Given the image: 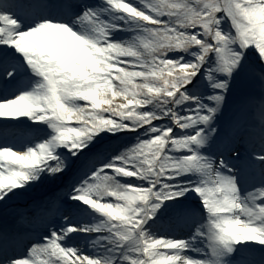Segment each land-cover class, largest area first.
<instances>
[{
	"label": "snow or ice",
	"instance_id": "1",
	"mask_svg": "<svg viewBox=\"0 0 264 264\" xmlns=\"http://www.w3.org/2000/svg\"><path fill=\"white\" fill-rule=\"evenodd\" d=\"M107 4L135 24L86 4L48 17L0 0V264H256L235 245L264 244V0ZM120 30L131 35L113 39ZM21 117L52 131L21 147L10 139ZM105 131L136 143L114 152ZM42 178L51 184L32 198L34 227L10 225L23 211L12 202ZM192 193L207 211L190 237L207 242L198 256L152 231L189 215L166 202ZM76 200L105 218L82 223ZM81 233L107 234L85 251Z\"/></svg>",
	"mask_w": 264,
	"mask_h": 264
},
{
	"label": "rangeland",
	"instance_id": "2",
	"mask_svg": "<svg viewBox=\"0 0 264 264\" xmlns=\"http://www.w3.org/2000/svg\"><path fill=\"white\" fill-rule=\"evenodd\" d=\"M25 3L28 4H32L33 2H36L38 4H43V5H53V6H57L58 8L61 6V8H65L66 6H72L73 10H82V5L86 4L89 7H93V8H107V11H103L101 12V17L102 19L108 20L110 22L113 23H118V24H128V25H134L135 21L133 20H123V19H119V17L124 16L125 14L122 12H118L115 9H112L108 6L107 4V0H24ZM125 2H128V0H125ZM134 3L138 2V0H133ZM169 2H171V0H169ZM62 3L63 6H62ZM2 26V25H0ZM79 27V25H77V28ZM75 30V29H74ZM79 34V33H78ZM129 35H131V33H129L128 31H124V30H120V31H116L113 33V39H117V40H122L125 39L126 37H128ZM0 47H3L2 45H0ZM122 66V65H121ZM115 83V82H114ZM115 91H118V89H114ZM256 90V89H253ZM114 100V105L115 104H121L124 101L119 97L116 96L113 98ZM235 102V98H233L232 100H230V104ZM227 111V110H226ZM231 117V112L227 111L225 112V115L223 117L224 121H227L228 119H230ZM4 119V118H3ZM2 119V120H3ZM0 121L4 122V121ZM21 121H24V123H15L14 125H16V127H18V130H20L22 133H24L26 135V137L28 136V134L32 133V132H36V134H41L40 138H44L46 133H50L52 130L49 127V125L47 123H42V122H34L33 120L27 118V117H21L20 118ZM12 122V121H11ZM70 125L75 126L78 121H76L75 118H73L72 121H69ZM12 124V123H11ZM22 125H25L24 127H22ZM41 129V130H40ZM17 133V132H16ZM25 135H16V136H12L10 139L12 140V142H24L25 139ZM136 135L137 134H133V133H126V132H101L99 134V136L101 137H107L108 141L113 145V151L114 152H119V151H123L125 148L131 147L134 143H136ZM30 140V139H29ZM28 140V141H29ZM129 141H132V143H129ZM16 151H19L20 149L16 148ZM190 176H192L193 179H196V174H189ZM43 179V178H42ZM121 179H128V178H123L121 177ZM134 179V178H132ZM42 184V183H41ZM41 184H38L36 188H33L31 190L30 193L25 194V196L15 199L12 204L11 207L16 208V209H21V208H26V213H24L23 216H21L22 218L26 217L25 221H19L14 224L16 227L20 228L22 227L25 231L31 230L33 226H31V213L28 210L29 206L31 204V199L37 195L38 193L42 192L43 189H46L45 191L48 190L49 187H44ZM101 203H105L108 202L106 200H101ZM25 203H29L26 206H20V204H25ZM167 206L169 208H176V207H187L190 210V214L189 215H185V216H181L179 218H176L174 221L176 222H180V221H184V219L187 218V216H191L193 218H201V223L204 222V220L207 218V211L203 205V202L201 200V198L199 197L198 194L192 193V194H185L184 197H179L176 200H169L166 202ZM71 206L75 207V206H79L80 207V218L82 221H84V223H89V224H94L99 222L100 220H103L105 217L103 216V214L99 213L98 210H94L91 208V206L87 205L86 202H82L79 200L76 201H72L70 202ZM12 217H17V216H12ZM15 218V219H16ZM203 219V220H202ZM241 219H243V217H241ZM151 224V221L149 222ZM199 225V224H198ZM181 228H167L169 230V234L171 235V233H175V235H171L174 236L175 238L179 237V239H184V240H188L189 243L192 242L191 244V248L189 249V254L193 255V256H198V255H202V253L196 252L194 251L195 249H204L205 251L207 250L206 248V240L200 237H197L196 239H190V237H192L195 232H193L192 236L184 238L183 235H180V232H182V222H180L179 225ZM238 227H244L243 224L239 225ZM107 233H81L79 234V237L77 239V244L79 245L81 241L85 242V249H91L92 251H95L94 248H92L91 242L93 240H96L97 237L102 236V235H106ZM107 241L104 240H100V244H106ZM237 250L240 249H244L246 251V253H251L252 258H254L256 264H261V261H264V244H261L258 241H246V242H241L237 245H235ZM232 257L234 259H240L241 258V253L240 251H236L232 253ZM36 261H48L49 257L44 254V255H40L37 254V256L35 257ZM29 264H32V261L29 260Z\"/></svg>",
	"mask_w": 264,
	"mask_h": 264
},
{
	"label": "bare ground",
	"instance_id": "3",
	"mask_svg": "<svg viewBox=\"0 0 264 264\" xmlns=\"http://www.w3.org/2000/svg\"><path fill=\"white\" fill-rule=\"evenodd\" d=\"M57 10V9H56ZM48 17H55V14H54V12H52L51 10H49L48 11ZM10 98H12V97H10ZM1 119H3V118H1ZM32 136V142L34 141V140H39L40 139V135L39 134H34V133H31L30 134V137ZM31 142V143H32ZM31 143H28L27 145H29V144H31ZM27 145H24L23 147H26ZM14 162V161H13ZM50 184H51V182L50 181H48V180H46V179H42V186H44V187H49L50 186ZM198 220L199 219H194V218H189L188 216H187V218L186 219H184V221H181L182 222V225L185 227V228H182V235L184 236V237H190L191 235H192V233L193 232H191V231H187V229H188V227H191V226H194L195 228L197 227L196 226V222H198ZM81 221V220H80ZM82 223H84V221H81ZM175 225V227L176 226H178L179 225V222H173V223H171V225L170 226H168V227H161L159 230H157V229H152V231H155V232H157V235H167V236H171V235H173V234H169V232L166 230V228H172L173 226ZM181 228V227H180ZM191 230V229H190ZM192 244V242H190V245ZM85 251H92L91 249H85ZM23 252V251H22Z\"/></svg>",
	"mask_w": 264,
	"mask_h": 264
}]
</instances>
